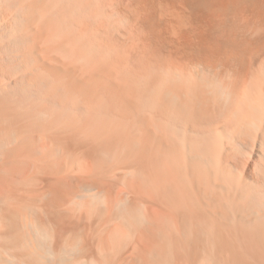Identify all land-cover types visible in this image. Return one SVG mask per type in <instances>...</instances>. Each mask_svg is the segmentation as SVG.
<instances>
[{
	"label": "bare ground",
	"instance_id": "6f19581e",
	"mask_svg": "<svg viewBox=\"0 0 264 264\" xmlns=\"http://www.w3.org/2000/svg\"><path fill=\"white\" fill-rule=\"evenodd\" d=\"M0 264H264V0H0Z\"/></svg>",
	"mask_w": 264,
	"mask_h": 264
}]
</instances>
